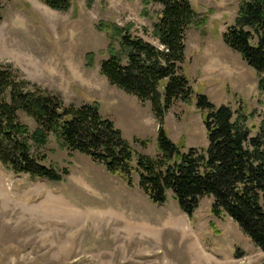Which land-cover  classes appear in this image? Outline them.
<instances>
[{
	"label": "rangeland",
	"instance_id": "rangeland-1",
	"mask_svg": "<svg viewBox=\"0 0 264 264\" xmlns=\"http://www.w3.org/2000/svg\"><path fill=\"white\" fill-rule=\"evenodd\" d=\"M190 1L197 21L207 19L186 38L183 68L194 99L176 102L164 120L182 151L209 146L197 95L246 116L252 136L264 118L256 71L223 37L242 0ZM161 9L144 0H75L66 11L42 0H0V65H13L66 104L99 102L137 153L157 156L160 124L151 103L100 72L110 40L97 24H131L136 35L158 44L151 32ZM91 53L95 65L87 67ZM40 153L47 166L68 170L63 181L17 174L0 162V264H264V252L238 223L214 214L213 197H203L188 215L172 192L166 203H153L137 174L128 184L89 156L63 148L54 135Z\"/></svg>",
	"mask_w": 264,
	"mask_h": 264
},
{
	"label": "trees",
	"instance_id": "trees-1",
	"mask_svg": "<svg viewBox=\"0 0 264 264\" xmlns=\"http://www.w3.org/2000/svg\"><path fill=\"white\" fill-rule=\"evenodd\" d=\"M42 1L59 11L75 2ZM144 3L162 7L151 32L158 44L136 35L131 24L100 21L97 29L110 40L109 57L101 62L100 72L112 85L151 103L160 124L159 154L137 153L114 122L102 115L99 102L66 104L13 65L1 64L0 162L17 174L63 181L68 170L47 166L46 155L40 153L54 135L63 148L89 156L128 184H133L137 174L141 190L153 203H166L172 192L182 211L192 215L203 197H213L214 214L232 217L264 252V118L252 136L246 116L197 95L209 146L182 151L168 137L164 120L176 102L193 103L195 92L183 68L186 38L192 26H201L207 19L197 21L190 0ZM223 37L256 71L258 86L264 91V0H242ZM94 65L91 53L87 67ZM23 115L35 123V129L23 121Z\"/></svg>",
	"mask_w": 264,
	"mask_h": 264
}]
</instances>
